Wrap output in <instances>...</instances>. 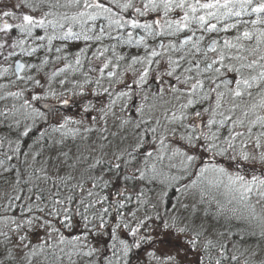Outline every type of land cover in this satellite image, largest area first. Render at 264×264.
Instances as JSON below:
<instances>
[{"label":"snow or ice","instance_id":"snow-or-ice-1","mask_svg":"<svg viewBox=\"0 0 264 264\" xmlns=\"http://www.w3.org/2000/svg\"><path fill=\"white\" fill-rule=\"evenodd\" d=\"M0 264H264V0H0Z\"/></svg>","mask_w":264,"mask_h":264}]
</instances>
